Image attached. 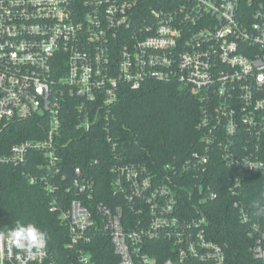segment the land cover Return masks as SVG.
<instances>
[{
    "label": "built area",
    "instance_id": "1",
    "mask_svg": "<svg viewBox=\"0 0 264 264\" xmlns=\"http://www.w3.org/2000/svg\"><path fill=\"white\" fill-rule=\"evenodd\" d=\"M149 82L179 85L198 100L203 148L182 168L115 166L113 194L135 216L124 223L122 205L90 207L95 181L65 166L62 153L67 131L78 138L110 125L122 86L139 90ZM40 116L45 137L14 145L0 162L21 166L31 154L41 157V175L27 177L53 196L76 255L69 264H95L86 248L98 232L117 264H229L225 247L209 236L208 206L218 194L205 179L213 157L264 176V0H0V123ZM106 140L113 155H124L110 132ZM58 176L76 196L62 205ZM243 188L237 177L229 192L254 240L252 255L264 264V221L253 219ZM6 237L0 234V264H58L48 242L25 252ZM151 248L167 257L160 261Z\"/></svg>",
    "mask_w": 264,
    "mask_h": 264
},
{
    "label": "trees",
    "instance_id": "2",
    "mask_svg": "<svg viewBox=\"0 0 264 264\" xmlns=\"http://www.w3.org/2000/svg\"><path fill=\"white\" fill-rule=\"evenodd\" d=\"M67 104L73 106L71 101ZM199 119V102L186 88L157 82H149L139 90L122 86L107 128L100 123L78 138L73 130L66 132L63 162L65 166L81 168L95 181L91 208L100 203L110 207L122 205L125 223L135 216L128 210L123 196L113 194L115 175L112 169L119 164H144L154 172L167 166L182 168L203 148L197 131ZM65 124L71 127L72 118L68 114ZM106 132H110L118 151L124 155H113ZM44 137L42 116L9 125L0 123V159L9 154L14 145ZM39 163L41 157L34 154L21 166H6L0 162V234L7 235L17 223H33L47 234L49 251L58 264H69L68 258L76 255L67 248L70 240L67 226L52 210L53 196L44 184L31 185L27 177L28 174L41 175L37 169ZM208 167L205 183L218 194L208 206L210 238L225 247L229 264H262L252 255L254 240L248 236V227L239 221L229 188L237 177L242 179L241 197L253 219L261 223L264 221V176L228 168L219 157H213ZM55 183L60 187L55 198L61 205L65 199L76 197L67 194L71 186L67 179L58 176ZM97 220L100 221L98 217ZM86 250L95 264H117L119 261L109 238L103 233L98 232ZM150 253L160 261L167 257L164 252L152 248Z\"/></svg>",
    "mask_w": 264,
    "mask_h": 264
},
{
    "label": "clouds",
    "instance_id": "3",
    "mask_svg": "<svg viewBox=\"0 0 264 264\" xmlns=\"http://www.w3.org/2000/svg\"><path fill=\"white\" fill-rule=\"evenodd\" d=\"M6 239L25 252H31L33 248L42 250L47 245V234L33 223H17L9 230Z\"/></svg>",
    "mask_w": 264,
    "mask_h": 264
},
{
    "label": "water",
    "instance_id": "4",
    "mask_svg": "<svg viewBox=\"0 0 264 264\" xmlns=\"http://www.w3.org/2000/svg\"><path fill=\"white\" fill-rule=\"evenodd\" d=\"M67 175H68V178L70 179V181L72 182L75 190L77 191L78 190V181L76 179V176L74 175V171L72 168H67Z\"/></svg>",
    "mask_w": 264,
    "mask_h": 264
}]
</instances>
